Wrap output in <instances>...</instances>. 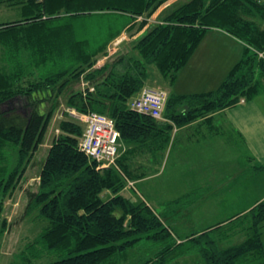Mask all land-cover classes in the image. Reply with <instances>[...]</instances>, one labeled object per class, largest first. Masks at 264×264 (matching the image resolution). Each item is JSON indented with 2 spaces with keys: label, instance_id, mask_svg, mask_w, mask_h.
<instances>
[{
  "label": "trees",
  "instance_id": "1",
  "mask_svg": "<svg viewBox=\"0 0 264 264\" xmlns=\"http://www.w3.org/2000/svg\"><path fill=\"white\" fill-rule=\"evenodd\" d=\"M168 1L7 0L19 7L21 19L0 24V62L5 66L0 69V234L7 228L2 220L5 199L13 195L44 143L61 99L79 114L112 119L120 142L134 147L129 158L145 148L165 151L174 127L260 94L264 1L191 0L147 27ZM146 27L131 50L97 67L114 40ZM211 29L246 47L222 85L201 94H169L164 121L134 111L133 99L151 88L152 70L173 87ZM58 130L28 207L46 225L20 253L22 263L48 256L55 260L47 264H122L131 250L149 244L159 248L138 264H171L189 254H196L202 264H264V201L208 230L191 229L183 242L189 245L178 253L182 243L174 226L185 223L183 213L199 198L189 194L168 202L162 213L145 201L136 185L139 194L133 197L138 200L125 197L123 191L139 177L123 157L118 167L99 168L79 148L84 126L67 112ZM240 235L241 242L223 246Z\"/></svg>",
  "mask_w": 264,
  "mask_h": 264
},
{
  "label": "crops",
  "instance_id": "2",
  "mask_svg": "<svg viewBox=\"0 0 264 264\" xmlns=\"http://www.w3.org/2000/svg\"><path fill=\"white\" fill-rule=\"evenodd\" d=\"M160 11L162 12L163 9ZM161 12L155 16L156 19L155 17H152L154 20L150 19L149 26L160 20ZM142 34L138 33L136 36ZM226 40L228 42L225 44L228 46L244 44L220 29H211L206 33L188 64L179 72L173 87L170 88L165 80L160 87L158 85H150V87L162 88L169 94L177 95L206 93L208 86H214L223 78L226 70H232L245 56L244 52H228L229 64L227 65L226 60H223L216 62L213 67L214 60L211 59L218 56V48L212 43ZM206 56L210 59H204ZM196 66H198L197 70L200 69L199 74L206 75L208 81V85L203 87L202 84L199 89H195L194 83L187 84L188 73L190 70L194 71ZM258 96L259 94L250 101H241L234 107L218 111L184 127H174L165 151L155 152L156 149L145 148L126 158L134 147L121 141L120 157H123L131 169L135 163L137 166L134 168H141L142 173L143 169L159 163L155 167L157 174L161 170L160 166L167 162V167L170 165L171 170L168 178L164 171L165 177L155 178L154 182L191 185L192 187L186 189V194L183 193V196L195 195L196 198L202 197V200L214 196L202 207L204 214L208 213L205 216L221 218L217 223L249 213L257 204L264 201V109L261 101L256 100ZM141 175L143 174L137 175L138 185L150 192L148 183ZM229 210L231 213L228 212ZM262 233L264 239V230Z\"/></svg>",
  "mask_w": 264,
  "mask_h": 264
},
{
  "label": "rangeland",
  "instance_id": "3",
  "mask_svg": "<svg viewBox=\"0 0 264 264\" xmlns=\"http://www.w3.org/2000/svg\"><path fill=\"white\" fill-rule=\"evenodd\" d=\"M191 0H169L167 3L163 4L152 17L158 16L159 10L163 11L160 14V17L162 18L165 16V14L175 10L176 8L180 7L181 5L188 3ZM264 1V0H262ZM0 24L1 23H7V22H12L16 21L18 19H21V14L19 7H16L15 5H8L6 2L7 0H0ZM14 4V3H11ZM164 6V7H163ZM162 8V9H161ZM151 19V18H150ZM153 19V18H152ZM156 19V17L154 18ZM153 19V20H154ZM155 22V21H152ZM150 23V22H149ZM149 27V25H148ZM149 28H146L148 30ZM145 29L142 31H146ZM138 30H135L133 32H126L122 36H120L118 39L114 40L105 56L100 58L97 67H102L108 62L113 61L114 58H116L118 55L121 53L128 52L131 50V47L133 45V42L136 41L138 38V33H144V32H137ZM226 41H219V42H213V46L218 48V56L214 60L213 67L215 66L216 62L218 61H225L227 65L229 64V53H246L244 51L245 45H236L234 44L233 46H228L225 44ZM1 47V46H0ZM209 52V50H207ZM242 55V54H241ZM209 56H206L208 58ZM258 57H264V52H259ZM6 63V62H5ZM5 68V66L0 62V69ZM3 68V69H4ZM198 69V66H196L195 70H190L187 76V84L194 83L195 89H199L200 86L203 84V87L208 85L207 84V78L206 75L204 76L203 74L200 73V69ZM229 69V67L227 68ZM231 70H226L223 78H221L214 86H208L206 92L214 91L218 89L221 85V83L227 78L226 76ZM3 72H5L3 70ZM221 75V74H220ZM223 75V74H222ZM225 77V78H224ZM224 79V80H223ZM162 82H164L163 78L161 77L159 71L157 69L152 70V74L149 80V84L153 86H162ZM212 87V88H210ZM84 89V87L82 86ZM152 88V87H151ZM167 91V90H166ZM168 92V91H167ZM257 102L261 101V106L264 109V88L261 90ZM65 100L61 99V107L57 109L56 114L53 117L51 126L49 128V131L47 133V136L45 138L44 143L38 150V152L35 154V157L27 170V172L24 174V177L17 187V189L13 192V195L10 197H7L4 202V213L2 215V220L5 219L7 222V228L4 233L0 234V264H24L22 263L19 255L20 253L24 250V247L26 244L30 241L33 240L37 235L42 232L43 227L46 225V222L44 220H38L35 219L32 214L28 212V207L29 203L31 200V196L36 193L39 189V181H40V170L43 166V163L47 157L48 150L51 147V144L53 140L60 134V131L58 130V125L60 121H62L63 118H65L66 112L69 113V116L73 117L76 119L78 122H80L85 130H86V123L84 120V117L86 114H79L73 109H69L66 107L64 104ZM120 145V144H119ZM120 156V152H119ZM166 158V156H164ZM166 161V159H164ZM159 163H154L150 168L143 169V172L141 171V168H134L137 166L135 163L133 164L132 170L136 175H141V177L145 178V181L148 183L147 186L150 188V192L143 188L141 185L139 186L137 181L135 183L131 182L130 187H127L125 191H123L122 194L126 197L134 198V200H138L137 197H133V194H139L136 190L133 188L136 186L139 187L141 191L144 193V199L145 201L152 206L156 211L165 213L166 208L164 205L168 202L170 203H177L179 199L183 198V193L186 194V189H190L192 186L191 185H186L183 186V184L179 183H174V185H171L169 183H155L154 179L155 178H161L165 177L164 176V171L165 175L169 176L170 173V165L167 167V162L161 163L162 165L160 166V172L156 174L157 168L156 165ZM139 166V164H138ZM159 167V166H157ZM131 169V168H130ZM166 169V170H165ZM141 172V173H140ZM177 172V170H176ZM207 188V186H205ZM202 188V187H199ZM209 188V187H208ZM212 188V187H211ZM214 188H217L214 186ZM187 190V191H188ZM192 190V189H191ZM190 190V191H191ZM202 190V189H201ZM185 191V192H182ZM189 191V192H190ZM146 192V193H145ZM107 194H103L104 197L107 198ZM186 196V195H184ZM214 196H209L207 199L202 200L203 198L200 197L197 202H194V204L191 206L192 209L189 211H185L183 214H186L183 216V225L180 222H177L176 225L174 226L175 230L179 233L180 238L177 240V242L180 244L181 249L178 251L180 253L183 249H185L189 244L185 242L189 231L191 229H194L197 231L198 229L202 230H208V227L212 225L218 224L217 222L221 221V218H215V217H207L204 214V209L202 206L205 205L207 201H210ZM202 198V199H201ZM210 198V199H209ZM171 199V200H170ZM251 211V210H250ZM229 213L230 210L228 211ZM191 219H189V217ZM229 219V218H228ZM233 220V219H232ZM228 221V220H227ZM226 221V222H227ZM238 222V221H237ZM243 239V236H237L234 237L231 240H226L224 242L223 246L227 247L233 244H237L241 242ZM264 241V239H263ZM184 246V247H183ZM157 248L159 247H154L149 244H143L141 245L138 249H134L133 251L131 250L130 254L126 256V260L122 261V264H138L139 261L141 262L144 261L146 256L153 254V252L157 251ZM54 258H50L48 256L44 257L42 260H36L34 264H47L51 261H54ZM171 264H202L199 260V257L196 254L192 255H184L181 257H178V259H175L174 262Z\"/></svg>",
  "mask_w": 264,
  "mask_h": 264
},
{
  "label": "built area",
  "instance_id": "4",
  "mask_svg": "<svg viewBox=\"0 0 264 264\" xmlns=\"http://www.w3.org/2000/svg\"><path fill=\"white\" fill-rule=\"evenodd\" d=\"M168 99L169 93L165 90L144 88L133 99L131 108L161 121ZM84 120L86 130L79 144L80 150L95 160L99 168L118 167L121 133L115 122L97 113L85 115Z\"/></svg>",
  "mask_w": 264,
  "mask_h": 264
},
{
  "label": "clouds",
  "instance_id": "5",
  "mask_svg": "<svg viewBox=\"0 0 264 264\" xmlns=\"http://www.w3.org/2000/svg\"><path fill=\"white\" fill-rule=\"evenodd\" d=\"M139 20H142V18H140Z\"/></svg>",
  "mask_w": 264,
  "mask_h": 264
}]
</instances>
